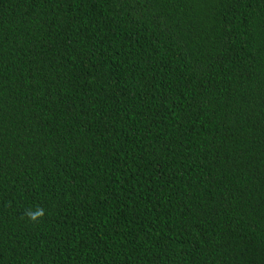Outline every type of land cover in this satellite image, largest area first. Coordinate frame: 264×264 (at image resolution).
<instances>
[{"label":"trees","instance_id":"1","mask_svg":"<svg viewBox=\"0 0 264 264\" xmlns=\"http://www.w3.org/2000/svg\"><path fill=\"white\" fill-rule=\"evenodd\" d=\"M0 264H264V0H0Z\"/></svg>","mask_w":264,"mask_h":264}]
</instances>
